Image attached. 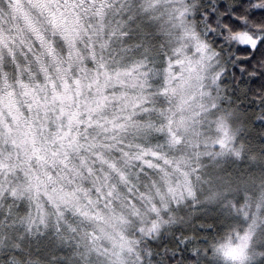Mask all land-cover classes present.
Instances as JSON below:
<instances>
[{"label":"clouds","instance_id":"1","mask_svg":"<svg viewBox=\"0 0 264 264\" xmlns=\"http://www.w3.org/2000/svg\"><path fill=\"white\" fill-rule=\"evenodd\" d=\"M0 264H264V0H0Z\"/></svg>","mask_w":264,"mask_h":264}]
</instances>
